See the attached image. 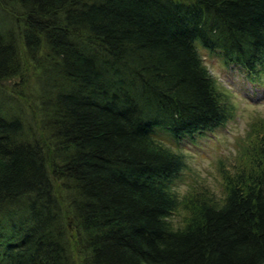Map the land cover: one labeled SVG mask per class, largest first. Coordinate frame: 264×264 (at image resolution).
Wrapping results in <instances>:
<instances>
[{"label": "trees", "instance_id": "obj_1", "mask_svg": "<svg viewBox=\"0 0 264 264\" xmlns=\"http://www.w3.org/2000/svg\"><path fill=\"white\" fill-rule=\"evenodd\" d=\"M200 48L260 81L264 0H0V264H264V118L221 198L170 185L157 132L237 111Z\"/></svg>", "mask_w": 264, "mask_h": 264}, {"label": "rangeland", "instance_id": "obj_2", "mask_svg": "<svg viewBox=\"0 0 264 264\" xmlns=\"http://www.w3.org/2000/svg\"><path fill=\"white\" fill-rule=\"evenodd\" d=\"M200 51L218 85L230 96L236 106L234 117L213 131L207 130L190 137L186 136L180 141L172 138L165 131L157 132V136L187 155L186 169L171 181L173 191L182 197L194 185L204 184L213 197L219 199L225 188L220 173L221 165L225 164L233 169L232 166L237 161L250 124L258 118H264V75L260 81H252L248 79L244 70L237 65L226 63L219 53H210L203 48H200ZM34 70V67L30 66L33 99L39 92L35 76L38 74ZM38 121L36 116L34 123ZM38 125L36 124L37 129ZM178 208L171 216L175 225L182 223L187 215V211L182 206Z\"/></svg>", "mask_w": 264, "mask_h": 264}]
</instances>
